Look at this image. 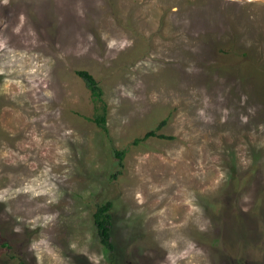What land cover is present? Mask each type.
<instances>
[{"label":"rangeland","instance_id":"374dc122","mask_svg":"<svg viewBox=\"0 0 264 264\" xmlns=\"http://www.w3.org/2000/svg\"><path fill=\"white\" fill-rule=\"evenodd\" d=\"M0 264H264V0H0Z\"/></svg>","mask_w":264,"mask_h":264},{"label":"trees","instance_id":"16d2710c","mask_svg":"<svg viewBox=\"0 0 264 264\" xmlns=\"http://www.w3.org/2000/svg\"><path fill=\"white\" fill-rule=\"evenodd\" d=\"M78 74L84 79L87 83L88 88L96 101L102 103V112L94 118V121L97 125L106 129V103L103 100V90L99 86L95 78L88 73L87 71H78ZM165 120L161 121L157 128L163 125ZM156 136L159 138H169L168 135L159 134L156 130L147 131L141 138H136L134 140L137 143L140 140L147 139L148 137ZM115 156L118 159V165L123 166V158L125 156V151H115ZM116 177V173L112 174V178ZM112 202L107 201L103 203H98L95 205V210L92 213V220L95 225L96 232L99 237V241L103 246L104 251L112 260V257L115 256V245L112 242V214H111ZM7 246V244H4ZM9 249L10 247L7 246Z\"/></svg>","mask_w":264,"mask_h":264}]
</instances>
